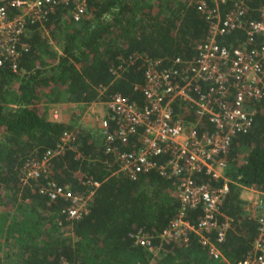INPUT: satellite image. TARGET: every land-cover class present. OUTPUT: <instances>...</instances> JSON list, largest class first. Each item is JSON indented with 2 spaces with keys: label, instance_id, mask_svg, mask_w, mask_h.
Wrapping results in <instances>:
<instances>
[{
  "label": "trees",
  "instance_id": "1",
  "mask_svg": "<svg viewBox=\"0 0 264 264\" xmlns=\"http://www.w3.org/2000/svg\"><path fill=\"white\" fill-rule=\"evenodd\" d=\"M195 1L88 0L77 20L59 4L42 27H30L29 47L18 57L16 69L0 65V264H225L251 249L257 224L244 212L239 192L240 185L264 192V99L254 102L250 126L234 134L222 154L229 179L218 205L219 217L228 222L218 243L223 258L212 257L193 232L186 243H160L155 236L159 246L153 252L133 244L131 232L141 228L156 235L177 214L174 180L154 170L129 178L115 170L97 127L51 119L45 112L48 101L83 107L113 92L142 104L144 58L165 66L175 57H192L204 39L206 20ZM248 2L247 17L258 18L260 0ZM243 36L237 28L217 41L228 46ZM129 54L136 55L130 62ZM116 66L113 74L110 69ZM201 127L208 126L203 121ZM63 130L73 135L70 147L49 159L45 176L22 181V162L53 147ZM195 175L197 181H211ZM81 176L99 184L88 211L78 219L65 218L64 199L48 200L37 191L47 179L81 191ZM199 214L198 207L184 211L190 222Z\"/></svg>",
  "mask_w": 264,
  "mask_h": 264
},
{
  "label": "built area",
  "instance_id": "2",
  "mask_svg": "<svg viewBox=\"0 0 264 264\" xmlns=\"http://www.w3.org/2000/svg\"><path fill=\"white\" fill-rule=\"evenodd\" d=\"M88 0H6L0 4V65L16 69L18 57L29 47L30 27H42L56 5L67 7L77 20ZM196 9L206 20V35L190 58L175 57L161 66L158 59L144 58L142 63V104L113 92L102 102L104 114L85 111L96 117L104 151L110 153L116 171L134 179L139 173L156 171L172 178L179 201L177 214L171 217L156 235L136 229L129 235L133 244L153 252L158 242L186 243L190 232L206 246L214 258H223L218 243L224 238L227 219L219 217L218 205L228 191L225 160L231 137L250 126L255 112L254 102L264 99V0L256 5L258 18H249L248 0H196ZM240 28L242 39L223 45L217 37ZM46 33V32H45ZM136 55L129 54L126 61ZM119 66L111 68L116 74ZM95 109L94 106H91ZM57 112L51 119H57ZM190 114L191 118L184 117ZM206 122V128L201 127ZM71 131L63 130L55 145L46 148L40 157L25 159L19 168L22 181L46 175L49 159L70 147ZM128 142L131 147L125 148ZM78 156L79 153L77 152ZM201 173L211 181L195 180ZM83 190L73 191L67 185L47 179L37 191L48 200L66 201L65 218L74 220L88 211L99 182L79 177ZM244 212L257 224L251 249L244 257L225 264H264V192L249 185H240ZM198 207L194 222L184 217L188 208Z\"/></svg>",
  "mask_w": 264,
  "mask_h": 264
},
{
  "label": "crops",
  "instance_id": "3",
  "mask_svg": "<svg viewBox=\"0 0 264 264\" xmlns=\"http://www.w3.org/2000/svg\"><path fill=\"white\" fill-rule=\"evenodd\" d=\"M55 47V46H54ZM56 48V47H55ZM59 103H62L64 105L63 109L61 111H58L56 114H57V119L58 120H65L63 119V117H66V116H69V114L73 111V115H77L79 118H78V122L77 121H72L70 122L69 120H65L69 123H73L74 125H87V123L84 121L83 117H85L86 119H90V118H93L91 114H84V113H87L85 111H89L90 109L91 110H94L95 112H97V114H104L105 112V108H104V105L102 102H93V103H89L87 105H84L83 107L81 106H78V105H74V104H71V103H66V102H59ZM91 106H94L95 109H92ZM65 110H69V113H66ZM76 110H78V112H80V110H82L81 113H78L76 112ZM51 113H49V115H47V117L51 118ZM96 125V123H95ZM94 129V127H93ZM240 196L241 197H244L243 193H240Z\"/></svg>",
  "mask_w": 264,
  "mask_h": 264
},
{
  "label": "rangeland",
  "instance_id": "4",
  "mask_svg": "<svg viewBox=\"0 0 264 264\" xmlns=\"http://www.w3.org/2000/svg\"><path fill=\"white\" fill-rule=\"evenodd\" d=\"M53 45L55 47H57V44L54 43V42H53ZM44 107H45L46 115H49L50 112L61 111L63 109L64 105L62 103H59V101L58 102L48 101L47 103H45ZM65 111H66V113H69V110H65ZM76 112H78V110H76ZM81 112H82V110H80V112H78V113H81ZM72 113H73V111L69 114V116L63 117V119L69 120V121L71 120L70 122H72V121H77L78 122V118L79 117L77 115L76 116L73 115L75 112L73 114ZM84 114H88V113H84ZM92 117L93 118H90V119H86L85 117H83V119L87 123V125H83L82 124V126L89 127V128H92V129H93V127L94 128L98 127L97 123H96V117L95 116H92ZM95 123H96V125H95Z\"/></svg>",
  "mask_w": 264,
  "mask_h": 264
}]
</instances>
